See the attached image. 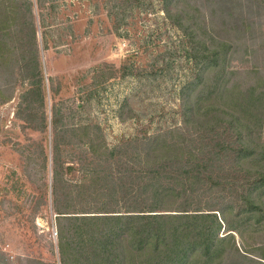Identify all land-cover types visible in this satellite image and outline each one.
<instances>
[{
    "label": "rangeland",
    "instance_id": "1",
    "mask_svg": "<svg viewBox=\"0 0 264 264\" xmlns=\"http://www.w3.org/2000/svg\"><path fill=\"white\" fill-rule=\"evenodd\" d=\"M169 8L189 17L198 51L189 58L162 0H0V264H71L73 226L57 212L119 215L136 152L125 141L183 126L187 84L189 134H212L193 120L215 103L208 85L218 68L202 43L223 54L216 101L238 117L239 106L251 111V89L264 80V0H174ZM227 234L221 222L213 238ZM93 243L89 255L101 248ZM219 247L214 264H255L235 249L264 257V231L227 236ZM117 249L121 262L138 264L141 251Z\"/></svg>",
    "mask_w": 264,
    "mask_h": 264
},
{
    "label": "trees",
    "instance_id": "2",
    "mask_svg": "<svg viewBox=\"0 0 264 264\" xmlns=\"http://www.w3.org/2000/svg\"><path fill=\"white\" fill-rule=\"evenodd\" d=\"M172 1L162 0V14L179 27L182 50L189 58L192 52H198L189 29V17L186 19L182 10L171 12ZM201 19L205 25L207 20L211 22L203 12ZM201 45L205 47L202 53L208 54L213 67L218 68L212 70L208 85L215 103L193 120L200 127L205 125L212 134H200L194 139L189 134L193 98L186 94L187 84L180 91L183 126L125 141V146L136 152L131 160L129 156V169L125 172L127 203L123 211L114 212L119 215L57 212V218L73 226L70 242L77 246V256L71 264H126L127 259L121 262L116 253L120 250L117 248L124 247L141 251L138 264H214L220 258L219 245L225 237L236 235L244 240L246 231H264V80L257 85L260 87L257 93L255 88L251 89V111L239 106L242 114L239 117L235 111L233 114L225 111L216 101L222 91L219 59L223 54L208 50L206 43ZM32 64V75L39 76L37 60ZM38 79L35 84L40 82ZM53 117L56 127V112ZM112 155L114 151L111 158ZM196 190L206 195L205 200L195 196ZM195 204L197 208L193 210ZM194 211L202 213L188 214ZM221 222L228 234L214 239ZM96 224H103L98 232L90 228L86 233V227ZM59 238L62 240L61 230ZM94 240L101 248L89 255L95 247ZM59 250L64 254L62 248ZM235 252L238 258L264 264V257L253 259L240 249ZM131 257L134 258L132 254Z\"/></svg>",
    "mask_w": 264,
    "mask_h": 264
}]
</instances>
